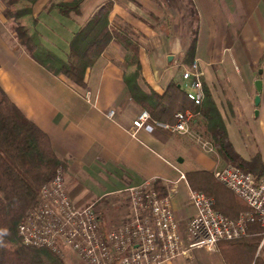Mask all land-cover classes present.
I'll use <instances>...</instances> for the list:
<instances>
[{"label":"crops","instance_id":"crops-1","mask_svg":"<svg viewBox=\"0 0 264 264\" xmlns=\"http://www.w3.org/2000/svg\"><path fill=\"white\" fill-rule=\"evenodd\" d=\"M48 1L37 0L32 6L30 17L36 20L33 30L46 49L66 61L73 34L109 0H89L82 5L79 17L70 18L46 13ZM60 1L72 0L51 2ZM111 1L114 5L109 21L117 18L142 35L138 51L140 86L162 94L169 82L179 83V67H187L183 59L188 37L171 35L167 28L148 29L143 24L149 23L147 19L133 13L128 3ZM188 4L195 16L193 61L198 62L202 84L217 103L222 90L227 89L221 87L222 78L229 79L230 86L238 83L245 87L251 67L263 55L264 0H188ZM141 6L148 10L146 5ZM236 9L238 15L234 13ZM237 16L244 22L240 29L230 30V20ZM15 24L28 25L19 20ZM7 25L8 20L0 17V88L22 115L47 136L54 154L67 163L64 181L70 198L79 206L97 203L105 213L106 205L127 189L157 181L166 193L171 191V208L186 243L188 222L195 210L188 202L191 190L185 173L194 169L212 173L224 163L201 152L186 137L161 130L132 134V122L142 110L133 103L124 84V75L133 68L124 64L126 52L122 47L107 48L87 70L85 87L81 88L31 60ZM110 111H114L113 119L106 117ZM262 131L264 134V123ZM179 158L181 164L177 163ZM123 211L120 208L113 215H104L103 227L120 222ZM182 260L180 257L170 264H184Z\"/></svg>","mask_w":264,"mask_h":264},{"label":"trees","instance_id":"trees-1","mask_svg":"<svg viewBox=\"0 0 264 264\" xmlns=\"http://www.w3.org/2000/svg\"><path fill=\"white\" fill-rule=\"evenodd\" d=\"M35 1L10 0L11 5L18 8L13 15L6 14L10 32L31 60L52 75L63 76L84 88L86 72L101 54L111 45L122 47L126 52L124 64L133 68L131 73L124 75V84L140 110L148 112L153 121L172 124L175 113L189 109L195 121L201 118L199 128L195 125V133L211 143L214 158L256 178L264 173V163L259 155L246 160L236 153L217 107L204 86V99L200 106L186 99L177 82H169L162 94L140 86L138 36L130 25L113 26L109 21L113 1L100 6L73 34L66 61L41 44L38 33L33 30L36 20L30 17L28 25L15 24L19 18L29 14L28 3L34 4ZM82 2L50 3L44 11L56 12L64 18L79 17ZM149 16L153 18L151 14ZM195 49L196 39L193 38L184 55L185 60L191 61L187 66L193 62ZM262 60L263 55L259 61ZM66 168L67 163L54 154L47 136L22 115L0 88V231L7 230L8 233L0 243V264H64L61 257L47 249L23 246L17 227L24 215L38 205L43 186L53 180L58 169L64 172ZM185 179L192 192L212 199L214 208L224 217L235 219L247 210L243 202L213 178L212 173L194 169L185 173ZM153 187L160 196L166 195L159 182H154ZM262 232L259 225L251 224L243 237L219 242L217 248L221 261L224 264H264L257 254Z\"/></svg>","mask_w":264,"mask_h":264},{"label":"built area","instance_id":"built-area-1","mask_svg":"<svg viewBox=\"0 0 264 264\" xmlns=\"http://www.w3.org/2000/svg\"><path fill=\"white\" fill-rule=\"evenodd\" d=\"M201 78L197 61L180 73L179 87L195 106L204 99ZM106 117L113 119L114 111ZM193 124L194 115L189 109L175 113L172 124L153 121L142 110L132 122V134L138 130L165 131L189 138L201 152L213 156V146L193 131ZM212 176L247 210L229 219L214 208L212 199L190 191L188 202L195 215L188 222L185 249L171 208V191L160 196L154 182L127 189L123 219L105 228L95 203L79 206L70 198L61 169L43 186L38 205L24 215L17 235L23 246L47 249L59 257L69 252L79 264H170L192 249L213 252L219 242L243 237L251 224L261 227L264 238V173L256 178L226 165L214 169Z\"/></svg>","mask_w":264,"mask_h":264},{"label":"rangeland","instance_id":"rangeland-1","mask_svg":"<svg viewBox=\"0 0 264 264\" xmlns=\"http://www.w3.org/2000/svg\"><path fill=\"white\" fill-rule=\"evenodd\" d=\"M37 1V0H36ZM34 2V4L36 3ZM55 0H49L47 4L52 3ZM125 1L129 4L131 11L133 13H140L143 15L147 21H143L144 25L151 30H160L161 28H167L171 35L188 37V46L193 39L194 27H195V16L193 12V8L188 4V0H118ZM107 2V1H106ZM105 2V3H106ZM89 3V0H83L81 7L83 4ZM141 3L146 5L148 10L144 9ZM34 4H29V14L24 15L19 18V22L27 24L30 21V13L32 12V6ZM18 6H13L10 3V0H0V17H5L6 14L10 13L13 15L16 12ZM87 10V9H86ZM234 13L238 15V9L234 10ZM152 15L153 18H150L149 15ZM7 20V19H6ZM12 21V20H11ZM244 22V19L240 17H236L230 20V30L240 29V26ZM14 24V22H10ZM112 25L121 26L126 24L120 20L113 19L111 21ZM9 29V24L7 25ZM131 27V26H130ZM132 28V27H131ZM138 36V40H142V35L132 28ZM14 39L16 40L14 34ZM16 43L19 45L18 41ZM264 44V43H263ZM261 45V44H260ZM20 46V45H19ZM21 47V46H20ZM22 48V47H21ZM188 48V47H187ZM261 49V48H260ZM263 60L262 62H258L257 64L251 67V73L249 75V79L245 80L247 84L243 87L240 84H236L234 86H230V80L222 78L220 84L221 87L227 88L226 90H222L218 99H216L217 103H215L218 111V115L220 120L223 122L225 129L228 134L229 140L233 143L234 150L238 154L239 152L247 157V160L254 158L256 155H259L261 160L263 161L264 155V134L262 131V125L264 123V46H263ZM24 51V50H23ZM252 55V54H251ZM257 60V58L255 59ZM191 61L183 59V63L188 65ZM185 67H179V69L183 70ZM258 68L262 70L261 80V100L258 106V114L255 117L254 112L256 108L254 107L253 98L256 96L257 92L254 87V82L258 80V75L256 71ZM258 73V71H257ZM238 78V76H237ZM239 79V78H238ZM231 88V89H228ZM201 118L198 117L195 124H193V131L196 132V128H199ZM198 135V134H197ZM194 144V143H193ZM196 146V145H195ZM197 147V146H196ZM198 148V147H197ZM211 156V155H210ZM224 166L226 164L224 163ZM223 166V167H224ZM115 202H111L106 205L108 207V211L105 213L102 212L104 209L100 210L95 203V208L100 218L103 216H107V213L113 215L116 210L123 208L126 213V195H121L117 199H114ZM104 208H107V207ZM105 211V210H104ZM123 214V213H122ZM112 223L111 226L118 224ZM110 226V227H111ZM186 243H184V249L186 247ZM187 248V247H186ZM259 255L264 258V242L262 241L259 244ZM64 264H79L74 256L69 252H64L61 257ZM182 261L184 264H220L219 251L216 247L215 251L209 252L205 249H192L189 250L185 256L182 257Z\"/></svg>","mask_w":264,"mask_h":264},{"label":"water","instance_id":"water-1","mask_svg":"<svg viewBox=\"0 0 264 264\" xmlns=\"http://www.w3.org/2000/svg\"><path fill=\"white\" fill-rule=\"evenodd\" d=\"M170 60H171V57L168 58V61H170ZM261 73H262V70H258L257 74L260 75ZM255 87H256L257 95L254 97V107L257 108L259 106L260 100H261L260 96H259V94H260V92L262 90L261 81L260 80H257L255 82ZM257 114H258V110L256 109L255 112H254V116L256 117ZM177 163L181 164L182 163V159L181 158L177 159Z\"/></svg>","mask_w":264,"mask_h":264},{"label":"clouds","instance_id":"clouds-1","mask_svg":"<svg viewBox=\"0 0 264 264\" xmlns=\"http://www.w3.org/2000/svg\"><path fill=\"white\" fill-rule=\"evenodd\" d=\"M8 233H7V230H2V231H0V243H2V237L4 236V235H7Z\"/></svg>","mask_w":264,"mask_h":264},{"label":"flooded vegetation","instance_id":"flooded-vegetation-1","mask_svg":"<svg viewBox=\"0 0 264 264\" xmlns=\"http://www.w3.org/2000/svg\"><path fill=\"white\" fill-rule=\"evenodd\" d=\"M259 69H261V68H258L257 71H258ZM257 71H256V74H257ZM257 75H258V74H257ZM261 75H262V73H261L260 75H258V77H259L258 80H261V79H260V78L262 77ZM256 81H257V80H256ZM256 81H255V82H256ZM254 87H255V84H254ZM255 89H256V87H255ZM256 92H257V91H256ZM256 95H257V94H256ZM259 96H260V99H261V92H260ZM253 102H254V98H253ZM256 109H258V107H257Z\"/></svg>","mask_w":264,"mask_h":264}]
</instances>
